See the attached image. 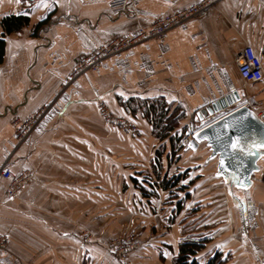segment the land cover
<instances>
[{"label": "crops", "instance_id": "0c3cea01", "mask_svg": "<svg viewBox=\"0 0 264 264\" xmlns=\"http://www.w3.org/2000/svg\"><path fill=\"white\" fill-rule=\"evenodd\" d=\"M115 1L0 0V36L3 17L30 20L5 36L0 65V166L9 159L14 176L30 177L15 198L0 181V233L8 237L0 264H173L190 235L206 241L199 264L216 254L228 258L224 264H264V148L251 186L239 188L236 176L218 174L219 159L206 142L194 151L185 141L209 122L197 113L233 92L245 99L217 117L248 104L264 121V79L249 84L238 71L246 44L264 65V0H217L206 17L107 59L64 89L78 61L96 48L198 0H128L124 8ZM161 99L174 119L185 115L170 132L184 134L170 160L169 141L134 106ZM102 101L127 125L107 124ZM46 107L18 144V122ZM157 148L163 173L184 175L178 199H170L175 188L157 185ZM121 219L143 243L127 261L104 246Z\"/></svg>", "mask_w": 264, "mask_h": 264}, {"label": "built area", "instance_id": "2783aa9c", "mask_svg": "<svg viewBox=\"0 0 264 264\" xmlns=\"http://www.w3.org/2000/svg\"><path fill=\"white\" fill-rule=\"evenodd\" d=\"M127 3L128 0H116L114 5L124 8ZM216 5L217 0H198L179 11L165 14L158 18L149 28L142 27L136 33L118 37L109 43L96 48L91 55L78 61L74 71L65 80L63 88L65 89L69 87L77 80V78L84 76L87 73L98 71L104 61L115 55L126 52L143 43L164 40L172 30L188 23L189 21L200 20L206 17L209 11ZM238 71L240 77L249 84H258L264 79L263 61L256 53L255 49L249 44H246L241 51L238 59ZM98 108L105 121L110 125H127L123 120H119L115 117L110 111L107 103L104 101L99 104ZM48 111L49 107H46L32 115L26 121L22 123L18 122V144L25 142L30 137L33 131L42 122ZM133 130L135 131V129ZM191 138L192 135H189L185 141L188 142ZM29 180V175L25 173L17 176L13 175L10 169L9 159L0 166V181L6 184V194L11 198L17 197ZM7 243L8 237L5 234L0 233V251L6 249Z\"/></svg>", "mask_w": 264, "mask_h": 264}, {"label": "water", "instance_id": "95a60500", "mask_svg": "<svg viewBox=\"0 0 264 264\" xmlns=\"http://www.w3.org/2000/svg\"><path fill=\"white\" fill-rule=\"evenodd\" d=\"M242 99H245L243 91L233 92L201 109L197 113L198 120L202 122L209 120V122L192 134L187 146L196 151L201 143L206 142L212 150V158L218 157L219 159L218 174L225 178L236 176L238 187L248 188L252 184L250 178L258 171L256 163L262 156L260 151L262 148L252 149L255 154L248 155L247 152H241L239 149L233 151L227 146L232 139L241 134L238 126H242L247 133V142L264 138V121L248 104H242L217 117ZM211 117L217 118L210 120ZM247 142L243 139L241 141V143ZM222 160L224 161L223 166L221 165Z\"/></svg>", "mask_w": 264, "mask_h": 264}, {"label": "trees", "instance_id": "16d2710c", "mask_svg": "<svg viewBox=\"0 0 264 264\" xmlns=\"http://www.w3.org/2000/svg\"><path fill=\"white\" fill-rule=\"evenodd\" d=\"M29 17L27 15H7L2 18L1 26L4 30L2 36H0V65L4 61L6 41L5 36L13 32L20 31L23 27L29 24ZM136 107L143 108L145 115L149 117L150 124L153 127V133L161 140H168L171 145V153L167 154V158L170 160L175 156L178 147H183L182 141L184 134L180 138L170 136V132L179 124V119L185 115L181 113L180 117L174 119L175 114H169L168 104L163 100L144 101L138 102ZM134 108V109H135ZM164 149V148H163ZM160 150V149H159ZM163 152H157L155 165H153L155 177L157 178V185L166 190L175 188V191H171L170 199H178V192L184 191L186 186L180 185V180L184 176L182 173L168 177L163 173L162 167ZM163 173V174H162ZM146 194V193H145ZM190 198V194H187L185 198L179 200L176 205V211L180 212L184 207L186 199ZM175 221V215L170 219V222ZM206 241L201 238L192 237V239L183 240L179 245V252L174 258L173 264H199L195 259V256L204 248ZM228 258L223 259L221 254H216L207 264H224Z\"/></svg>", "mask_w": 264, "mask_h": 264}, {"label": "rangeland", "instance_id": "374dc122", "mask_svg": "<svg viewBox=\"0 0 264 264\" xmlns=\"http://www.w3.org/2000/svg\"><path fill=\"white\" fill-rule=\"evenodd\" d=\"M251 106L253 105L251 104ZM111 126H122V125H111ZM133 129L137 131L136 127ZM157 152H161V150L158 149ZM151 164L153 166V160ZM125 221H126L125 219H121V221L119 220L118 224L115 226V228L112 230L110 234L111 238L108 239L106 243H104L105 248L106 247L109 248V250L115 255L118 254L119 258L120 257L123 258V261L125 259L127 261L128 256H129L127 253H129L131 250L140 249L143 244L141 242V233L140 232H128L127 230H128L129 224ZM187 239H192V236L190 235L187 238H184V240H187Z\"/></svg>", "mask_w": 264, "mask_h": 264}, {"label": "snow or ice", "instance_id": "6c2138e0", "mask_svg": "<svg viewBox=\"0 0 264 264\" xmlns=\"http://www.w3.org/2000/svg\"><path fill=\"white\" fill-rule=\"evenodd\" d=\"M226 127H230V125H226ZM238 131L241 134L237 135L234 139H232L227 146L233 151L239 149V151L241 152H247L248 155H254L255 153L252 151V149L264 148V138L254 139L250 142H247L248 135L245 132L244 128L242 126H238ZM242 139L245 140L247 143H241ZM223 164L224 161L222 160L221 165L223 166Z\"/></svg>", "mask_w": 264, "mask_h": 264}]
</instances>
